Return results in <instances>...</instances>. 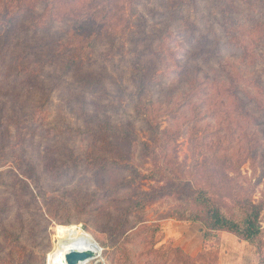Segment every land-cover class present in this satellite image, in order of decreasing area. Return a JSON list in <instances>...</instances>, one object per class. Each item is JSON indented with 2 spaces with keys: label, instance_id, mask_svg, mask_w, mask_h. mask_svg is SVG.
I'll list each match as a JSON object with an SVG mask.
<instances>
[{
  "label": "rangeland",
  "instance_id": "1",
  "mask_svg": "<svg viewBox=\"0 0 264 264\" xmlns=\"http://www.w3.org/2000/svg\"><path fill=\"white\" fill-rule=\"evenodd\" d=\"M197 189L259 205L255 243ZM75 234L88 264H264V0H0V264Z\"/></svg>",
  "mask_w": 264,
  "mask_h": 264
},
{
  "label": "trees",
  "instance_id": "2",
  "mask_svg": "<svg viewBox=\"0 0 264 264\" xmlns=\"http://www.w3.org/2000/svg\"><path fill=\"white\" fill-rule=\"evenodd\" d=\"M234 37L235 36L231 37L232 41H230V45L238 49L241 47L244 53L247 52L246 43H241ZM195 193L196 197L194 200L198 205L204 206L205 210L203 216L190 213V217L194 221L201 222L208 230L228 232L242 241L250 244L255 243L261 233V228L258 225L259 212L261 210L259 205L245 201L243 203L244 208L242 209L243 217L240 221H236L223 215L219 207L205 196L206 191L197 189ZM138 206L140 207L141 203Z\"/></svg>",
  "mask_w": 264,
  "mask_h": 264
},
{
  "label": "bare ground",
  "instance_id": "3",
  "mask_svg": "<svg viewBox=\"0 0 264 264\" xmlns=\"http://www.w3.org/2000/svg\"><path fill=\"white\" fill-rule=\"evenodd\" d=\"M71 249L89 250L94 253V257L92 259L81 264H88L90 261L95 259L99 253L96 245L88 237L84 235H70L59 238L57 246L50 257L49 264H66L64 258L66 253Z\"/></svg>",
  "mask_w": 264,
  "mask_h": 264
},
{
  "label": "water",
  "instance_id": "4",
  "mask_svg": "<svg viewBox=\"0 0 264 264\" xmlns=\"http://www.w3.org/2000/svg\"><path fill=\"white\" fill-rule=\"evenodd\" d=\"M97 249L99 250L98 246ZM93 257L94 253L92 251L83 249H71L66 253L64 260L66 264H81L87 262Z\"/></svg>",
  "mask_w": 264,
  "mask_h": 264
}]
</instances>
